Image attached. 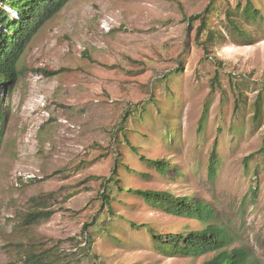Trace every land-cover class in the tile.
<instances>
[{"label": "rangeland", "instance_id": "rangeland-1", "mask_svg": "<svg viewBox=\"0 0 264 264\" xmlns=\"http://www.w3.org/2000/svg\"><path fill=\"white\" fill-rule=\"evenodd\" d=\"M252 1L264 16V0ZM246 2L70 0L38 31L6 102L0 264L41 253L45 264L210 259L157 248L151 231L165 236L204 226L152 206L135 190L212 203L264 264V20L242 24L247 39L226 29L228 15ZM208 6V27L198 35L200 22L188 18ZM39 95L50 120L37 129L32 103ZM151 161L168 163L165 174ZM18 170L37 177L14 187ZM43 212L50 216L30 220Z\"/></svg>", "mask_w": 264, "mask_h": 264}, {"label": "trees", "instance_id": "trees-1", "mask_svg": "<svg viewBox=\"0 0 264 264\" xmlns=\"http://www.w3.org/2000/svg\"><path fill=\"white\" fill-rule=\"evenodd\" d=\"M70 0H0V154L7 131L9 107L7 100L13 93V85L18 81L21 72L18 64L38 31L53 17H55ZM6 9H10L7 11ZM234 18L227 17V28L233 30L242 39L249 38V34L242 24L259 25L264 16L261 9L255 7L252 0H247L242 7L237 3L233 9ZM211 6L203 14L188 18L190 23L199 21L198 35L208 27ZM14 15V16H12ZM214 38L213 32H208L206 40ZM50 76L57 74L48 73ZM4 106H7L6 108ZM236 106V105H235ZM259 104L254 103L253 121H258ZM126 120V119H125ZM264 152V140L259 151ZM161 174H165L168 163L151 161ZM217 157L215 147L212 149L208 177L211 182L217 173ZM256 176L253 178L251 195L255 194ZM142 197L154 207H161L166 212L176 216L194 219L204 227L201 230L188 233H174L165 236L155 234L151 236L157 248L171 256L183 255L200 258L212 255L203 264H262L248 242L241 239L238 229L230 221L223 220L219 211L210 202L189 196L178 197L165 191H130ZM251 202L254 199L251 197ZM246 202V201H245ZM244 205L239 214H244ZM50 213H35L30 220L48 218ZM23 264H45L42 253L28 256Z\"/></svg>", "mask_w": 264, "mask_h": 264}, {"label": "built area", "instance_id": "built-area-1", "mask_svg": "<svg viewBox=\"0 0 264 264\" xmlns=\"http://www.w3.org/2000/svg\"><path fill=\"white\" fill-rule=\"evenodd\" d=\"M101 28L108 32L110 30L109 24L105 21ZM33 113L34 117H36V121L34 124H32L31 128H37L39 129L44 123L48 122L50 120V115L47 111L46 107V100L43 95H39L38 97L34 98L33 100ZM32 130V129H30ZM36 173L31 171H22L18 170L15 171L12 177V182L14 187H20L31 180L36 179Z\"/></svg>", "mask_w": 264, "mask_h": 264}]
</instances>
